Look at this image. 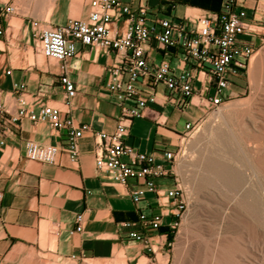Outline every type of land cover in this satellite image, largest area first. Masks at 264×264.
I'll use <instances>...</instances> for the list:
<instances>
[{
	"label": "crops",
	"instance_id": "obj_1",
	"mask_svg": "<svg viewBox=\"0 0 264 264\" xmlns=\"http://www.w3.org/2000/svg\"><path fill=\"white\" fill-rule=\"evenodd\" d=\"M241 1L253 30L249 35L252 42L255 29L264 30V0ZM13 2L19 7L20 0ZM120 2L131 8L144 4L154 14L179 21L196 17L214 19L223 12L224 0ZM88 11L89 2L86 0L80 19H85ZM17 17L25 21L21 15L17 14ZM10 20L11 17L6 23L4 37L0 38L3 45L0 49V103L7 94H15L14 100L17 95L35 100L34 94L48 91L49 87L45 86L49 83L43 75L34 79L31 66L26 67L23 62L25 58L18 60L14 56L15 46L25 53L31 46L30 27L28 23L24 27V37L16 38L12 35ZM64 23L60 19L58 23L49 24ZM157 61L159 55L154 54V62ZM114 63L113 54L88 48H81L80 54L66 63L70 79L76 86V95L67 109V116L76 126L85 124L89 127L78 141L76 165L69 162L63 150L54 165L30 162L25 158L26 142L61 146L65 132H56L46 123L34 124L27 119L8 127L5 146L0 150V264H60L62 259L103 262L112 258L116 249L124 250L130 259L139 261L141 258L144 248H135L136 253L130 257V248L125 246L124 237L128 238L132 231L144 234L146 231L139 225L122 226L126 222L136 223L137 207L126 187L109 180L95 166V134L112 133L121 116L120 108L105 88L107 68ZM49 66L50 73L57 75L56 63H49L44 70L37 69V74L49 72ZM50 94L44 99L46 104L62 108L65 92L60 83ZM185 109L176 110L159 94L157 103L147 105L143 118L131 121L127 144L141 153H155L158 158L165 151L175 153L178 139L183 136L186 125L194 124L190 119L197 112L194 106L190 112ZM137 125L148 127L143 139L133 132ZM166 183L167 180L159 181L160 190L168 188ZM156 205L154 196L148 195L146 203L141 206L149 213L158 214ZM77 216H81L80 232L76 231ZM157 238L167 243L165 236ZM50 242L53 248H49Z\"/></svg>",
	"mask_w": 264,
	"mask_h": 264
},
{
	"label": "built area",
	"instance_id": "obj_2",
	"mask_svg": "<svg viewBox=\"0 0 264 264\" xmlns=\"http://www.w3.org/2000/svg\"><path fill=\"white\" fill-rule=\"evenodd\" d=\"M18 11L13 0L0 6V38L6 33L7 21ZM33 27L37 29L35 37L40 53L58 65L64 105L59 108L40 104L22 95H17L10 106L0 103V150L5 146L8 127L27 119L65 132L61 146L26 142L28 161L54 165L63 150L69 162L76 165L78 141L89 127L76 126L67 116L76 86L66 63L77 57L81 48L113 54L115 63L107 68L105 88L120 108L121 116L112 133L95 134V166L109 180L126 187L137 207V222L122 226L139 225L146 232H157L162 216L147 212L141 205L152 195L163 207L171 201L181 208L179 184L165 190L158 186L159 181L171 179L177 153L165 151L158 158L155 153L137 151L126 142L130 123L143 118L147 105L157 103L159 94L178 111L186 108L196 95L216 108L232 98V79L243 75L252 56L249 35L253 30L242 1L224 0L223 12L214 19L196 17L177 21L152 13L144 4L131 8L120 0H90L85 19H68L56 26L47 23L42 28L34 22ZM154 54L159 55V61L154 62ZM193 129L194 126L186 125L183 138ZM1 200L0 194V203ZM80 222L81 216H77V232L81 230ZM127 237L145 247L152 240V236L135 231ZM147 249L154 251L152 247Z\"/></svg>",
	"mask_w": 264,
	"mask_h": 264
},
{
	"label": "rangeland",
	"instance_id": "obj_3",
	"mask_svg": "<svg viewBox=\"0 0 264 264\" xmlns=\"http://www.w3.org/2000/svg\"><path fill=\"white\" fill-rule=\"evenodd\" d=\"M8 1L9 0H0V6ZM89 1L90 0H88V2ZM22 2L23 0H20L18 7L19 11L11 16L10 28L14 37L22 38L25 33L24 27L29 23V37L31 46L34 50L30 46L25 53L23 50H20L18 46H15L13 54L18 60L22 57L25 58L23 62H25L26 67L29 66L30 52L33 55L34 65L33 67L30 65L32 69L31 72L34 74L33 78L38 79L43 75L45 81L49 83L45 86L49 87V90L41 94L40 92L35 93L34 98L38 103L46 104L44 100L46 95H51V91L58 85L59 80L57 75L50 73V66L49 72L37 74V69L44 70L49 63L53 64L55 62L46 59L40 53L35 37L37 29H34L33 23L36 22L39 28H42L46 26L47 23H58L60 19L65 22L68 19H80L82 8L86 0H77V4H75L74 0H57L55 2L54 11L48 20L37 16L38 11L36 10L35 3L24 7ZM17 14L24 17L25 21L17 17ZM13 21L17 22L18 25L14 27L12 25ZM23 21L26 24H24ZM255 30V38H252L251 42L252 56L243 75L239 78L232 79L234 85V95L232 98L227 99L225 103L216 108L207 104L198 95L193 96L186 106V112H190L192 106L196 108V114L190 119V121L194 123L192 125L194 129L187 137L183 138L182 136L178 139V146L175 151L177 155L173 164V174L171 179H167L166 183L168 189L173 188L176 184L180 185L182 191L178 194V198L182 201V203H179L181 208L178 209L177 206H173L171 201H169V204H166V207L160 204L156 205L158 215L162 216V225L159 232H146L147 236L151 234V236L154 237L147 247L134 243L124 237L126 242L125 246L130 248L128 250L129 254H131L129 255L130 257L136 253L137 250L135 248H144L142 249V254H140V259L146 258V264H160L159 256L162 257V259L166 258L167 264H176L178 258L177 249L181 248L180 238L185 237V234L187 236L186 248L191 249V259L197 256V248L200 249L198 254L200 260L204 258L202 253L205 252L206 257L210 259L211 255L214 253V248H222L221 251L224 253L223 258L224 256L228 257V261L226 260L224 262V260H222L221 264H230L229 258H231L233 251H236V248L264 249V237L258 234L256 221H254L252 217L253 214L249 211V208L247 209V204L242 207L241 210L234 211L233 207L236 201L231 195L225 193L218 195V187L215 185H208L205 187V185H203L202 178H204L206 173L204 168L198 164L199 160L205 161L211 158L210 156H212V154L217 152L229 155L232 158L230 161L226 162L227 165L231 168H240L246 172L248 179L251 180V183L249 182L247 185V189L254 193L256 191H264V182L262 184L256 183L255 176L257 173L253 174V168L258 171L261 170L258 169L259 165L256 161L257 154L260 155L264 153V133H262L264 132V30ZM258 37L260 39H258ZM256 54L259 55L262 65L258 68L256 84L251 85L249 83V67ZM14 97H16L15 94H7L1 103L10 106L15 101ZM27 99L30 101L33 100L31 97H27ZM192 101H194V103H191ZM49 105L61 108L60 105L52 103ZM226 105H233V108L229 110L224 109ZM219 111L224 115V123L216 117ZM237 111L239 114H237ZM243 111H247V113ZM226 120L227 124L225 123ZM219 125L221 129H219ZM147 129L148 127L145 125H137L133 132L137 137L143 139ZM143 143L142 141V144ZM247 153L250 155L248 156ZM191 157H193V160H190ZM248 157H250V159ZM162 202L161 200L160 203ZM242 202L246 203L244 199ZM177 211L179 215H176ZM222 217L225 218V221L221 219ZM232 220L235 221L234 226L231 224ZM157 236H165L167 243L164 244ZM168 239L170 244H168ZM151 247L154 251L147 249ZM49 248H53L52 242H50ZM119 253H121L122 256L117 258ZM244 260L243 264H251L249 262L251 260V253H246ZM138 262L139 261L128 258V254L125 253L124 250L116 249L113 257L103 262L90 259L85 261L62 259L60 264H138ZM184 264H186V261Z\"/></svg>",
	"mask_w": 264,
	"mask_h": 264
},
{
	"label": "bare ground",
	"instance_id": "obj_4",
	"mask_svg": "<svg viewBox=\"0 0 264 264\" xmlns=\"http://www.w3.org/2000/svg\"><path fill=\"white\" fill-rule=\"evenodd\" d=\"M56 1L57 0H23L22 4L24 5V7H27V6H30V4L35 3L36 4V10L38 11L37 16L40 18H44L45 20H48L52 11H53L54 4ZM76 1L77 0H74L75 4H77ZM79 3H80V1H79ZM12 25L15 27L18 24H17V22L13 21ZM1 48H3L2 43H0V49ZM29 57H30L29 58V65L33 66L34 65V59H33V55L31 54V52H30ZM261 65H262V61L259 58V55L256 54L255 57L253 58L251 64H250V67H249V83L251 85L256 84L257 77H258V68ZM241 105H242V103H241ZM230 108H233V105L224 106V109L229 110ZM243 112L247 113V111H243ZM237 114H239V112ZM216 117L218 119H220V121L222 120V122H223L224 115H223V113H221V111H219L216 114ZM237 118H240V117H237ZM240 119H242V118H240ZM225 123L227 124V120L225 121ZM218 127H219V129H221L220 125ZM241 129H243V128H241ZM247 130H248V128H247ZM208 132H209V130H208ZM248 132H250V131H248ZM252 132H254V131H252ZM262 133H264V132H262ZM242 138H243V136H242ZM237 142H238V139H237ZM223 144H225V143H223ZM238 144H240V143H238ZM214 145H216V144H214ZM220 145H222V144H220ZM223 150H224V147H223ZM225 150H226V147H225ZM225 153H226V151H225ZM247 155H248V153H247ZM210 157L211 158H209L205 161H202V160L198 161V164L202 168H204V171L206 173L204 178H202L203 185H205V187L208 185H215L216 187L219 188L218 195H221L222 193L231 195V197H233L236 201L234 204V207H233L234 211L241 210V208L247 204V209L249 208V211H251V213L253 214L252 217L254 218V221H256V228H257L258 234L261 237H264V191H256L254 193V192H251L249 189H247V185L249 182L251 183V180L248 179L246 172H244L240 168H231L226 163V162L231 160V158H232L231 156L223 154V153L220 154L217 152L215 154H212V156H210ZM250 157H248V158L250 159ZM256 159H257L256 161L258 162V165H259L258 169H261V170L258 171V170H254V168H253V171H254L253 174L257 173L255 176L256 181H257L256 183L262 184L264 182V153L260 154V155L257 154ZM190 160H193V157H191ZM249 163H250V160H249ZM251 175H252V173H251ZM243 199L245 200L246 203L242 202ZM221 219L225 221V218L222 217ZM234 223H235V221L232 220L231 224L233 226H234ZM180 239H181L180 240V247L181 248L177 249L178 250V252H177L178 256L177 257L178 258H177L176 264H184L185 261H186V264H221L222 260H224V262L226 260L228 261V257L224 256V258H223L224 253H223V251H221L222 248H214V253H213V255H211L210 259H208V257H206L205 252L202 253L204 258L201 260L198 257L200 249L197 248L196 249L197 256H195L194 258L191 259V249L186 248V242H187L186 234H185V237H182ZM205 251H206V249H205ZM248 252L251 253V260L249 261L251 264H264V249L263 248H236V251H233L231 258H229L230 264H243V262L245 261L244 257L246 256V253H248ZM219 253H220V256H219ZM120 256H122L121 253L118 254L117 258H120ZM146 260H147L146 258H142L139 260L138 264H146ZM159 261H160V264H167L166 258L162 259V257L159 256Z\"/></svg>",
	"mask_w": 264,
	"mask_h": 264
},
{
	"label": "trees",
	"instance_id": "obj_5",
	"mask_svg": "<svg viewBox=\"0 0 264 264\" xmlns=\"http://www.w3.org/2000/svg\"><path fill=\"white\" fill-rule=\"evenodd\" d=\"M157 231L159 232V229H158ZM168 244H170V243H169V239H168Z\"/></svg>",
	"mask_w": 264,
	"mask_h": 264
}]
</instances>
